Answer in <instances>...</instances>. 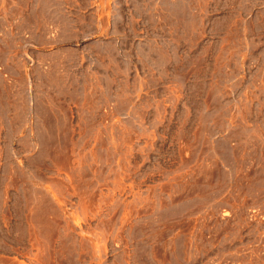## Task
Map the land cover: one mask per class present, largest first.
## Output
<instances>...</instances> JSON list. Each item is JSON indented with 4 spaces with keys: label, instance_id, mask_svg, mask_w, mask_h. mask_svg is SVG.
<instances>
[{
    "label": "rangeland",
    "instance_id": "1",
    "mask_svg": "<svg viewBox=\"0 0 264 264\" xmlns=\"http://www.w3.org/2000/svg\"><path fill=\"white\" fill-rule=\"evenodd\" d=\"M0 264H264V0H0Z\"/></svg>",
    "mask_w": 264,
    "mask_h": 264
}]
</instances>
